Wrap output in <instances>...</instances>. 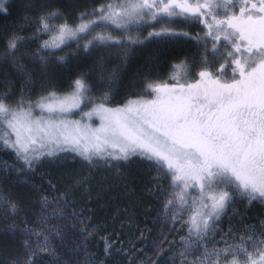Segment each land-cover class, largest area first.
Wrapping results in <instances>:
<instances>
[{
  "label": "snow or ice",
  "instance_id": "1",
  "mask_svg": "<svg viewBox=\"0 0 264 264\" xmlns=\"http://www.w3.org/2000/svg\"><path fill=\"white\" fill-rule=\"evenodd\" d=\"M13 2L0 0V17L11 16ZM25 27L32 29L30 35L22 34ZM187 27L200 31L193 34ZM147 28L152 31L141 39ZM178 40L194 44L195 55L173 64L167 80L143 78V92L152 99L107 107L120 69L136 47ZM29 43L38 45L31 53ZM72 43L77 47L70 56L99 53V68L105 54L116 50L120 63L101 78V94L94 95L88 74L82 73L68 93L58 94L48 85L43 89L47 95L33 101L34 77L25 58H35L46 71L53 58L67 62L57 50ZM5 64L23 77L14 102L8 101L14 81L4 72ZM193 75L195 82H187ZM0 85V152L14 157L11 162L0 158V173H16L21 183H30L21 174L69 156L89 170L117 173L143 161L154 173L147 190L163 198L157 220L168 230L146 264H264V219L252 224L244 215L254 204L264 205V0H104L80 11L72 23L51 3L23 0L20 23L0 52ZM93 116L99 127H92ZM77 183L86 185L87 177ZM27 200L26 194L0 190V220H15ZM38 202L34 226L22 219L23 228L15 223L0 227V235L27 237L8 264H41L44 256L52 264H67L58 246L72 253L74 264H103L88 247L98 228L85 223L90 217L83 210L77 212L65 193L55 191L50 198L41 190ZM69 218L77 222L73 228H80L78 241L65 231ZM114 244L104 238L105 257Z\"/></svg>",
  "mask_w": 264,
  "mask_h": 264
},
{
  "label": "trees",
  "instance_id": "2",
  "mask_svg": "<svg viewBox=\"0 0 264 264\" xmlns=\"http://www.w3.org/2000/svg\"><path fill=\"white\" fill-rule=\"evenodd\" d=\"M46 2L59 8L72 23L80 11H90L98 4L104 3V0H41V3ZM22 3L23 0H14L13 7L10 9L11 16L0 17V52L3 51L7 34L20 23ZM196 29L187 27L184 30L195 34ZM148 31L152 29H145L141 39L147 36ZM31 32L30 27H25L22 34L30 35ZM111 34L115 36L118 32ZM43 39L48 37L44 36ZM37 46L36 43H29L26 48L31 53ZM76 47V44L72 43L71 47L64 48L63 51L57 50L58 55L68 57L67 62L61 64L53 58L46 71H42L37 63L25 58L24 63L34 77L30 90L32 98L37 100L40 96L47 95L43 89L48 85H51L52 90L58 94H66L70 91L71 81L82 73L88 74V82L94 89V95L101 94V78L120 63L116 50H112L111 55L105 54L104 67L99 68L97 66L99 53L90 56L79 52L70 56L69 53H73ZM195 51V45L185 40L149 41L136 47L130 53L127 65L120 69L119 82L112 95V102L107 107H119L128 99L151 97L143 92V78L147 77L150 81L167 80L172 72V65L185 58H192ZM12 78L20 87L23 77L19 79L13 76ZM197 78L194 75L189 76L187 82L194 83ZM168 82L172 83L170 80ZM12 88L17 91L15 85H12ZM0 90H2L1 85ZM39 114V109H36L34 115ZM69 118L79 119V116L72 115ZM0 158L9 162L14 159L8 152H0ZM153 174L150 166L139 160L122 166L117 173L113 169L103 167L89 170L87 166L82 165L78 159L73 160L71 156L59 161H44L34 171L21 174L30 183H21L16 173H0V190L6 195L8 193L13 196L26 194L28 197L20 216L15 220H0V227L15 223L23 228L22 219H27L29 224L34 226L35 217L40 213L38 202L40 191L49 194L50 198L53 191L56 194L65 193L77 212L83 210V214L90 217L85 223L98 228V231L88 238V247L97 260L102 261L103 264H146V258L155 255L153 245L159 243L160 234H166L168 231L157 220L163 198H158L155 192L150 193L147 190ZM85 177H87V184L80 186L77 181ZM49 180L55 185V190L50 187ZM33 185L36 187L34 188ZM237 208L244 210V205L237 204ZM71 211V208L68 209L69 213ZM244 215L245 222L255 224L258 220L264 219V205L254 204L245 210ZM64 223L65 231L72 239L78 241L80 228L78 225L73 228L77 222L69 218ZM223 227L227 229V220L224 221ZM141 233H143L142 236ZM105 237H110L115 242L114 248L110 250V255L107 257L104 256ZM26 238L21 232L0 235V264H8L10 258L20 254L22 241ZM54 243L58 245V241ZM116 249L124 251L118 253ZM57 251L67 264H74L75 257L69 250L58 246ZM166 255L167 253H164L160 259L163 260ZM41 264H52L51 258L44 256Z\"/></svg>",
  "mask_w": 264,
  "mask_h": 264
},
{
  "label": "rangeland",
  "instance_id": "3",
  "mask_svg": "<svg viewBox=\"0 0 264 264\" xmlns=\"http://www.w3.org/2000/svg\"><path fill=\"white\" fill-rule=\"evenodd\" d=\"M31 62H33V63H37L38 64V62L35 60V58H33V57H27ZM117 59H119V57L117 58ZM38 66H39V64H38ZM4 72L6 73V75H7V77L9 78V79H13L12 77L13 76H15V77H17V78H19V79H21V77L22 76H20V75H18L17 73H16V71L10 66V65H8V64H5L4 65ZM14 81V80H13ZM21 84V83H20ZM13 85H15V88L17 89V91L15 90L14 91V87L12 88L11 87V92H10V95H9V97H8V101L9 102H14L17 98H18V96H19V91H20V87H19V84L16 82V81H14V84ZM1 89L3 90V86L1 85ZM13 90V91H12ZM16 93V94H15ZM30 96H31V98H32V94L30 93ZM144 99H152L153 97L151 96V97H143ZM135 99H137V98H135ZM32 100L34 101L35 99L34 98H32ZM124 105V104H123ZM123 105H121V106H119V107H122ZM110 108H115V107H110ZM90 123H91V125H92V127H99L100 126V120H99V118L98 117H96V116H93L92 117V120L90 121Z\"/></svg>",
  "mask_w": 264,
  "mask_h": 264
},
{
  "label": "flooded vegetation",
  "instance_id": "4",
  "mask_svg": "<svg viewBox=\"0 0 264 264\" xmlns=\"http://www.w3.org/2000/svg\"><path fill=\"white\" fill-rule=\"evenodd\" d=\"M196 31H197V32L200 31V28H197ZM201 34H202V33H201Z\"/></svg>",
  "mask_w": 264,
  "mask_h": 264
}]
</instances>
